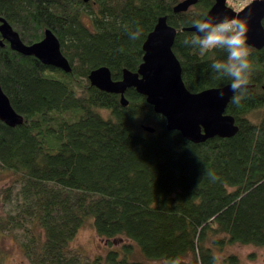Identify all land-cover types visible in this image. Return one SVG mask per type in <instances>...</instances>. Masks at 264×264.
I'll return each mask as SVG.
<instances>
[{
    "label": "trees",
    "instance_id": "1",
    "mask_svg": "<svg viewBox=\"0 0 264 264\" xmlns=\"http://www.w3.org/2000/svg\"><path fill=\"white\" fill-rule=\"evenodd\" d=\"M179 1L0 0V17L25 43L50 28L72 65L66 72L5 39L0 45L1 85L24 117L15 126L0 119V262L2 240L14 235L29 264H148L130 257L129 243L121 244L123 254L110 248L87 260L71 245L87 219L109 243L131 238L146 257L168 264H240L236 254L220 261L214 245L264 247V48L247 45L254 69L247 98L227 105L238 131L202 142L167 128L136 88L125 92L124 105L120 94L88 79L101 65L114 79L137 70L148 33L167 15L177 28L173 49L186 86L197 92L228 84L210 68L225 58L223 50L201 57L183 44L194 34L183 27L202 19L214 0L175 12ZM125 26L141 27L142 36L130 40ZM261 111L257 121L249 117Z\"/></svg>",
    "mask_w": 264,
    "mask_h": 264
},
{
    "label": "water",
    "instance_id": "2",
    "mask_svg": "<svg viewBox=\"0 0 264 264\" xmlns=\"http://www.w3.org/2000/svg\"><path fill=\"white\" fill-rule=\"evenodd\" d=\"M89 1V0H85ZM198 0H180L173 11L188 10ZM225 16L243 20L248 25L246 44L255 48H264V0H252L240 10H235L227 0H214L213 5L202 19H222ZM195 32V28L183 27ZM0 45L7 40L12 49L28 55H34L44 64L72 70L68 57L63 53L61 42L52 29L45 30L44 37L34 43H25L20 33L4 17H0ZM177 28L170 24L167 15L159 17L154 28L143 43V61L137 70L125 68L120 79H114L109 66L101 65L92 69L88 75L90 83L99 89L120 94L122 104H128L125 92L134 87L146 96L155 111L166 118L167 128L179 131L194 142H202L213 136L230 137L239 129L236 118L226 112L233 92L230 85L191 91L184 82L183 68L175 54L173 45ZM223 89V98L218 90ZM0 119L10 126L21 124L24 120L12 105L0 82ZM148 131H155L150 124H143Z\"/></svg>",
    "mask_w": 264,
    "mask_h": 264
},
{
    "label": "clouds",
    "instance_id": "3",
    "mask_svg": "<svg viewBox=\"0 0 264 264\" xmlns=\"http://www.w3.org/2000/svg\"><path fill=\"white\" fill-rule=\"evenodd\" d=\"M195 32L191 37L183 40L185 46L198 49L201 57L213 52L223 50L226 53L224 59H215L210 64V68L216 79H227L230 90L233 92L231 103L239 106L247 98L248 87L251 82L253 65L249 59L250 53L246 44L248 25L240 19L225 16L222 19H195L191 21ZM128 38L137 40L143 34V29L139 26L135 30L125 26ZM122 51V49H121ZM225 92L218 90V96L223 98ZM211 180L217 177L210 169L204 170ZM172 264H176L175 261Z\"/></svg>",
    "mask_w": 264,
    "mask_h": 264
},
{
    "label": "rangeland",
    "instance_id": "4",
    "mask_svg": "<svg viewBox=\"0 0 264 264\" xmlns=\"http://www.w3.org/2000/svg\"><path fill=\"white\" fill-rule=\"evenodd\" d=\"M229 1L237 8L233 0ZM262 113V111L252 113L249 117L257 121ZM2 180L4 179L0 176V181ZM8 207L9 206L6 204V208ZM37 231L38 230H36V232ZM111 241L112 243H109L108 239L98 236L91 220L87 219L80 227L71 245L78 248L87 260H91L97 256L104 258L110 248L122 249L121 254H123L125 253V247H121V244L129 243V246H131V252L129 253L130 257L146 261L148 264H168L164 259L146 257L138 244L131 238L122 236ZM1 246L4 256L0 264H29L19 239L14 235L6 236L2 240ZM214 252L217 254L220 261L225 259L228 255L236 254L240 258V264H264V247L259 245L239 242L226 243L222 247L214 245Z\"/></svg>",
    "mask_w": 264,
    "mask_h": 264
},
{
    "label": "built area",
    "instance_id": "5",
    "mask_svg": "<svg viewBox=\"0 0 264 264\" xmlns=\"http://www.w3.org/2000/svg\"><path fill=\"white\" fill-rule=\"evenodd\" d=\"M233 1L235 3V6L237 7L236 9H240L245 4L249 3L251 0H233Z\"/></svg>",
    "mask_w": 264,
    "mask_h": 264
},
{
    "label": "bare ground",
    "instance_id": "6",
    "mask_svg": "<svg viewBox=\"0 0 264 264\" xmlns=\"http://www.w3.org/2000/svg\"><path fill=\"white\" fill-rule=\"evenodd\" d=\"M3 88V87H2ZM4 90V89H3Z\"/></svg>",
    "mask_w": 264,
    "mask_h": 264
}]
</instances>
